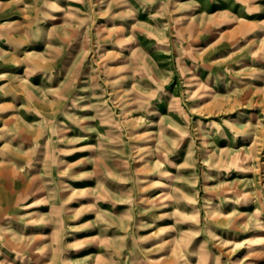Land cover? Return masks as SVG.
Returning <instances> with one entry per match:
<instances>
[{
	"label": "rangeland",
	"instance_id": "1",
	"mask_svg": "<svg viewBox=\"0 0 264 264\" xmlns=\"http://www.w3.org/2000/svg\"><path fill=\"white\" fill-rule=\"evenodd\" d=\"M0 264H264V0H0Z\"/></svg>",
	"mask_w": 264,
	"mask_h": 264
}]
</instances>
